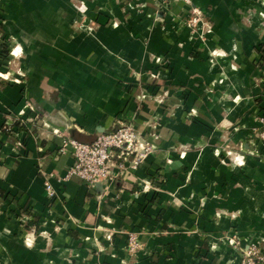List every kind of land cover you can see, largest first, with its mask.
I'll use <instances>...</instances> for the list:
<instances>
[{
  "label": "crops",
  "instance_id": "0c3cea01",
  "mask_svg": "<svg viewBox=\"0 0 264 264\" xmlns=\"http://www.w3.org/2000/svg\"><path fill=\"white\" fill-rule=\"evenodd\" d=\"M192 2L207 31L182 1L0 0V264L264 255V0ZM122 121L153 145L138 168L69 175L70 141Z\"/></svg>",
  "mask_w": 264,
  "mask_h": 264
},
{
  "label": "built area",
  "instance_id": "2783aa9c",
  "mask_svg": "<svg viewBox=\"0 0 264 264\" xmlns=\"http://www.w3.org/2000/svg\"><path fill=\"white\" fill-rule=\"evenodd\" d=\"M164 1H182L191 6L192 14L187 20V24L198 32L203 24V11L193 6L192 0H164ZM210 26V25H209ZM203 37V35L201 34ZM12 54H17L11 49ZM18 57V56H14ZM19 81L18 79H16ZM26 108L34 110L32 102L25 104ZM14 122L7 123L6 132L15 137L18 131L15 129ZM264 138V136H263ZM72 154L75 163L69 171V175H76L86 181L89 185L95 186L98 183L110 178L111 166L114 157L121 158L125 161L131 160V168L137 169L144 161L149 152L152 151L153 145L144 141L139 132L130 122L122 121L117 129L102 132L97 138L89 143L78 140L70 141ZM46 190L51 197H55L57 192L51 183L46 184ZM138 242L134 237L130 240V249L135 251L138 248ZM257 246H251L248 251L249 264H262V256L259 255ZM252 255H254V260ZM246 263V260L244 261Z\"/></svg>",
  "mask_w": 264,
  "mask_h": 264
},
{
  "label": "rangeland",
  "instance_id": "374dc122",
  "mask_svg": "<svg viewBox=\"0 0 264 264\" xmlns=\"http://www.w3.org/2000/svg\"><path fill=\"white\" fill-rule=\"evenodd\" d=\"M203 25L205 26V28H204V31H207L208 30V28H209V24H208V22L205 20V18H204V15H203ZM257 53H258V55H256V56H263V62H260L259 61V63H258V65H260L261 66V68L263 69L264 68V44L263 45H261L260 47H259V49L257 48ZM259 85H260V88L262 89V93L259 95V96H263L264 95V75H262L259 79ZM256 100H259L260 102H262L264 99H262L261 97H258ZM263 111H264V107H262L261 108ZM261 117V116H260ZM261 124H262V126L260 127V129L257 131V133H258V137L263 141V143H264V138H263V136H264V113H263V116H262V118H261ZM230 153V152H229ZM231 154V153H230ZM231 156V155H230ZM253 246H256V245H253ZM258 250H259V255L260 256H262V260H261V262H262V264L264 263V255H263V253H262V250L260 249V247H256ZM249 249H250V247L248 248V250H246V251H243V258H242V262H241V264H249V260L248 259H246L249 255L247 254L248 253V251H249ZM252 257H253V260H254V255H252ZM249 258V257H248ZM246 260V263H244V261Z\"/></svg>",
  "mask_w": 264,
  "mask_h": 264
}]
</instances>
